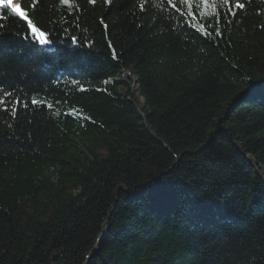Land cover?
I'll return each mask as SVG.
<instances>
[{
	"label": "trees",
	"instance_id": "trees-1",
	"mask_svg": "<svg viewBox=\"0 0 264 264\" xmlns=\"http://www.w3.org/2000/svg\"><path fill=\"white\" fill-rule=\"evenodd\" d=\"M241 2L208 39L167 0H37L50 46L0 9V264H264V0Z\"/></svg>",
	"mask_w": 264,
	"mask_h": 264
},
{
	"label": "snow or ice",
	"instance_id": "snow-or-ice-1",
	"mask_svg": "<svg viewBox=\"0 0 264 264\" xmlns=\"http://www.w3.org/2000/svg\"><path fill=\"white\" fill-rule=\"evenodd\" d=\"M87 2L92 5L97 3L110 4L111 0H87ZM167 3L177 13H179L181 17L191 21L190 26L208 39H211L213 35H221L219 28H216L214 33L209 31V29L213 28L214 24L218 25L221 22L222 10L226 9V15H224L223 19L227 20L228 16L235 17L237 15V12L235 11L236 9L242 10L245 7V4L241 2V0H167ZM73 4L74 0H58L59 6H67L71 8L73 7ZM36 6L37 0H28L26 6H22V3L19 2V0H17V2H14V0H0V9L11 10V13L14 16L19 17L26 22L27 30L29 31V35L34 42H37L40 46H50L52 43L51 39L49 38L50 33L42 30L36 25L34 19L31 18L34 17V9ZM140 7L143 11L145 9V4L142 3ZM3 18H10L7 17V12H5L4 17H0V19ZM4 26L5 25L0 24V27ZM75 42V39H73V43ZM73 83L79 84L80 82L74 81ZM256 88V85H252L250 91H255ZM79 90L82 92L87 91L83 85L80 86ZM8 95L11 94L9 93ZM2 103H4V101L0 99V104ZM31 103L32 105H43L45 102L33 97L31 99ZM47 107L51 109L52 104H47ZM11 111L12 114L15 115V108H13ZM69 114L76 115L77 110L73 109ZM57 115H59V113H57Z\"/></svg>",
	"mask_w": 264,
	"mask_h": 264
},
{
	"label": "water",
	"instance_id": "water-1",
	"mask_svg": "<svg viewBox=\"0 0 264 264\" xmlns=\"http://www.w3.org/2000/svg\"><path fill=\"white\" fill-rule=\"evenodd\" d=\"M21 0H19V2H20ZM19 19H21V18H19ZM22 20V19H21ZM23 21V20H22ZM25 22V21H24Z\"/></svg>",
	"mask_w": 264,
	"mask_h": 264
},
{
	"label": "bare ground",
	"instance_id": "bare-ground-1",
	"mask_svg": "<svg viewBox=\"0 0 264 264\" xmlns=\"http://www.w3.org/2000/svg\"><path fill=\"white\" fill-rule=\"evenodd\" d=\"M14 2H17V0H14Z\"/></svg>",
	"mask_w": 264,
	"mask_h": 264
}]
</instances>
